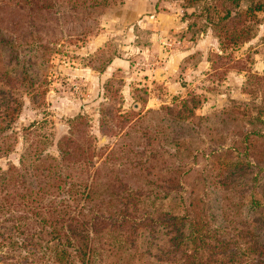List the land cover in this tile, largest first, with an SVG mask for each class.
<instances>
[{"label":"rangeland","instance_id":"rangeland-1","mask_svg":"<svg viewBox=\"0 0 264 264\" xmlns=\"http://www.w3.org/2000/svg\"><path fill=\"white\" fill-rule=\"evenodd\" d=\"M126 1L114 0L83 22L34 21L62 33L38 65L36 81L43 80L40 87L45 89L40 99L20 95L22 107L13 130L5 131L9 150L0 153V167L17 166L21 155L34 146L43 155L57 157V144L68 135L70 119L82 114L94 145L107 144L104 154L129 142L128 156L149 171L144 178L129 175L133 187L129 193L118 189L120 195L130 197V203L142 202L124 207L112 199L111 211L126 210L133 216L146 207L150 212L160 209L184 215L190 208L193 214L204 213L209 227L220 226L218 230L222 225L229 230L240 227L239 219L245 215L264 218V135L254 134H264L260 122H264V12L257 13L258 22L246 42L220 46L203 16L197 19L192 14L198 10L188 7L184 16L179 0H152L157 26L106 19L110 9ZM101 32L107 34L106 42L89 46ZM114 58L126 61L107 71V60ZM117 110L120 123L117 117L107 120L106 111L117 116ZM105 125L115 135H104ZM210 149L221 151L206 157ZM237 159L239 164L233 166ZM229 167L236 174L223 177ZM115 168L119 180L125 181L117 162ZM102 189L99 198L107 200ZM251 196L259 202L258 210L246 211ZM221 197L223 202H216ZM189 201L197 208L188 207ZM241 201L245 206H239ZM225 203L223 218L233 221L229 224L220 215ZM146 240L141 235L135 241Z\"/></svg>","mask_w":264,"mask_h":264},{"label":"trees","instance_id":"trees-1","mask_svg":"<svg viewBox=\"0 0 264 264\" xmlns=\"http://www.w3.org/2000/svg\"><path fill=\"white\" fill-rule=\"evenodd\" d=\"M179 1L184 16L188 7L198 10L192 14L197 19L203 16L220 46L246 42L258 22L257 13L264 12V0ZM112 2L0 0V153L9 150L5 131L13 130L12 124L22 107L21 93L32 99H40L44 93L45 89L40 87L43 80L36 81L37 68L45 62V55L62 33L34 21L60 25L71 18L83 22ZM117 112L116 116L106 111L107 120L117 117L120 123L121 113ZM178 112L176 116L182 119ZM85 117L78 114L70 119L68 135L57 144V157L43 155L34 146L21 155L17 166L0 167L1 264H264L262 216L245 215L239 219L240 227L229 230L222 225L218 230L220 226L209 227L204 213L193 214L190 208L184 215L160 209L150 212L146 207L133 216L126 210L111 211L112 199L124 207L142 202L135 199L130 203V197L120 195L118 189L129 193L133 188L129 175L144 178L149 171L144 163L132 161L128 156L132 152L129 142L120 145L118 151L110 146L104 154L107 144L94 145L85 130ZM105 128L104 135H115L112 127L105 125ZM220 149H210L204 154L218 155ZM116 162L125 181L119 180ZM238 164L239 159L233 166ZM134 169L138 174L131 172ZM231 169L227 168L223 177L236 174ZM99 187H103L107 200L99 198ZM250 198L246 211L258 210L255 205L259 202L253 196ZM241 205L245 206L242 201ZM187 206L195 208L196 204L189 201ZM226 207L227 203L220 205V215L222 222L229 224L233 221L223 218ZM141 235L147 236V240L137 244L136 237Z\"/></svg>","mask_w":264,"mask_h":264},{"label":"crops","instance_id":"crops-1","mask_svg":"<svg viewBox=\"0 0 264 264\" xmlns=\"http://www.w3.org/2000/svg\"><path fill=\"white\" fill-rule=\"evenodd\" d=\"M115 18H123V20L130 19L128 22L133 26L136 24L142 26L143 23L145 24V21L148 22L150 26H157L159 17L152 0H128L124 2L120 8L110 9L106 13L107 20H115ZM128 36L129 35L125 33L124 38H128ZM107 38L108 36L105 32L98 33L89 41V46L97 48L106 42ZM125 61L126 60L123 58H114L110 61L108 66H106V70H113L123 65Z\"/></svg>","mask_w":264,"mask_h":264}]
</instances>
